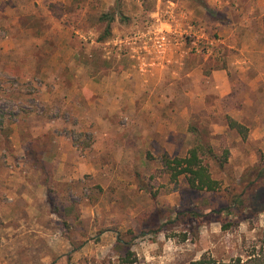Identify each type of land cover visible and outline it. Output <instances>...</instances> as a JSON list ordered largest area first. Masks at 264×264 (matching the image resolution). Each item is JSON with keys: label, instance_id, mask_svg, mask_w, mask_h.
Segmentation results:
<instances>
[{"label": "rangeland", "instance_id": "rangeland-1", "mask_svg": "<svg viewBox=\"0 0 264 264\" xmlns=\"http://www.w3.org/2000/svg\"><path fill=\"white\" fill-rule=\"evenodd\" d=\"M115 3L0 0V243L5 212L33 206L22 264H264V197L242 217L209 213L264 167V21H229L213 0H123L99 42ZM149 26L169 34L165 50L135 43ZM221 68L229 95L216 91ZM193 123L219 156L230 150L224 167L207 160L216 191L163 169L164 152L192 147ZM181 208L208 216L170 225Z\"/></svg>", "mask_w": 264, "mask_h": 264}, {"label": "trees", "instance_id": "trees-1", "mask_svg": "<svg viewBox=\"0 0 264 264\" xmlns=\"http://www.w3.org/2000/svg\"><path fill=\"white\" fill-rule=\"evenodd\" d=\"M122 3L123 0H116L115 8L112 12H106L101 14L100 20L107 22L104 33L100 36L99 42H104L110 38L112 35V23L115 21V16L120 13L122 15ZM228 124L232 129H236L244 138L247 137L248 128L242 123L238 122L231 116H227ZM189 130L194 135V141L192 147L188 150L186 155L184 156H171L169 153L164 152L161 156V162L163 164L164 171L170 176L171 182L175 183V186L178 185V181L181 176H185L187 182L191 189L197 191H216L220 188V181L213 177V174L210 169V165L207 160L215 161L218 166L224 167V165L228 162L230 156V150L226 147L223 151V154L219 156L209 139L206 137V130L203 128H199L194 123L190 125ZM44 171L50 172L52 166L47 167V164H44ZM139 183L141 187L150 192L152 198L157 199V193L152 192L150 186L143 177L138 173L137 174ZM264 167L258 170L257 178L254 182H250L249 188H252V192L249 193V188L246 189L244 193L236 194L228 206L216 210L211 209L209 211L210 214L220 213L222 211H227L234 216H243V210L247 204V201H251L249 203V213H253L252 209L255 207V200L260 198L263 199V191H264ZM254 185V186H252ZM175 189V188H174ZM173 189V190H174ZM172 190V191H173ZM250 196V199H249ZM200 216H208L203 211H196L193 209H185L181 208L176 212L175 218L168 221L171 224H181L186 227H195L197 226V222ZM166 224H164L165 226ZM162 227V226H161ZM161 227L153 230L156 232ZM227 227V226H224ZM125 261H129L130 259L127 257L124 259ZM134 259H131L130 262H134ZM234 264H243L239 259L238 262Z\"/></svg>", "mask_w": 264, "mask_h": 264}, {"label": "crops", "instance_id": "crops-1", "mask_svg": "<svg viewBox=\"0 0 264 264\" xmlns=\"http://www.w3.org/2000/svg\"><path fill=\"white\" fill-rule=\"evenodd\" d=\"M213 1L214 3L219 5L222 11L226 13L225 16L229 21L240 20L241 22H243V25L248 21H264V0ZM194 72H196V70H194L193 73ZM212 75L215 78L217 93H220L221 95H229L232 92V84L228 69H215L214 71H212ZM34 212H41V208L33 206H25L20 208L19 206H17L10 207L9 210L5 212L6 215L2 218L5 226L2 229V237L0 243V264H22L21 261H19V257L17 259L15 258V254L19 251V245H21V242L19 241V232H21V228L25 224L27 225L32 222V217L30 218V214ZM21 213H27L29 217L21 215ZM13 234L16 236L14 237ZM48 259L49 258L43 260L41 258L39 261H47Z\"/></svg>", "mask_w": 264, "mask_h": 264}, {"label": "built area", "instance_id": "built-area-1", "mask_svg": "<svg viewBox=\"0 0 264 264\" xmlns=\"http://www.w3.org/2000/svg\"><path fill=\"white\" fill-rule=\"evenodd\" d=\"M135 43L143 42V47L148 49L150 46H153L154 49L158 51H163L167 48V46L171 43L170 36L164 30H158L153 26H149L147 31L145 32H137L134 36ZM195 51L202 52L201 49L195 43Z\"/></svg>", "mask_w": 264, "mask_h": 264}]
</instances>
